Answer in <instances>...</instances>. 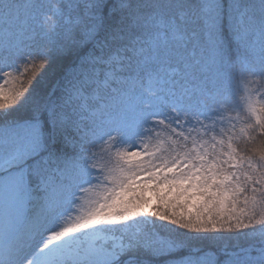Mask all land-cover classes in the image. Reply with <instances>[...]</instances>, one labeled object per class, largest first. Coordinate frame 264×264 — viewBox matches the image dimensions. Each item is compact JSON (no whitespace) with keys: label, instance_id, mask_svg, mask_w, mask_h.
<instances>
[{"label":"snow or ice","instance_id":"6c2138e0","mask_svg":"<svg viewBox=\"0 0 264 264\" xmlns=\"http://www.w3.org/2000/svg\"><path fill=\"white\" fill-rule=\"evenodd\" d=\"M0 264H264V0H0Z\"/></svg>","mask_w":264,"mask_h":264}]
</instances>
